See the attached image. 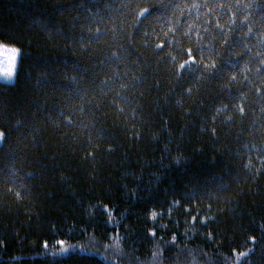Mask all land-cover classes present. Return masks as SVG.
I'll return each instance as SVG.
<instances>
[{
	"label": "trees",
	"instance_id": "1",
	"mask_svg": "<svg viewBox=\"0 0 264 264\" xmlns=\"http://www.w3.org/2000/svg\"><path fill=\"white\" fill-rule=\"evenodd\" d=\"M0 264H264V0H0Z\"/></svg>",
	"mask_w": 264,
	"mask_h": 264
},
{
	"label": "snow or ice",
	"instance_id": "2",
	"mask_svg": "<svg viewBox=\"0 0 264 264\" xmlns=\"http://www.w3.org/2000/svg\"><path fill=\"white\" fill-rule=\"evenodd\" d=\"M16 52L13 49H0V74L4 76H11L15 71Z\"/></svg>",
	"mask_w": 264,
	"mask_h": 264
},
{
	"label": "rangeland",
	"instance_id": "3",
	"mask_svg": "<svg viewBox=\"0 0 264 264\" xmlns=\"http://www.w3.org/2000/svg\"><path fill=\"white\" fill-rule=\"evenodd\" d=\"M3 48H8V49L15 50V52H16V62H15V71H14V73L11 76H4V75L0 74V81L14 82L16 80L17 73H18L19 62H20V53H21V51L16 46H13V45H9V44L0 42V49H3ZM2 67H3V65L0 64V68H2ZM4 136H5L4 132H2L0 130V144L3 143Z\"/></svg>",
	"mask_w": 264,
	"mask_h": 264
}]
</instances>
